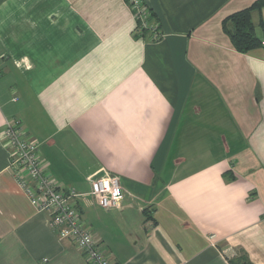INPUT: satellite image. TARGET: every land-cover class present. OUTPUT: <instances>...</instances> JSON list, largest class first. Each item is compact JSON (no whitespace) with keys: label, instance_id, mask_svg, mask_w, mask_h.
Here are the masks:
<instances>
[{"label":"crops","instance_id":"0c3cea01","mask_svg":"<svg viewBox=\"0 0 264 264\" xmlns=\"http://www.w3.org/2000/svg\"><path fill=\"white\" fill-rule=\"evenodd\" d=\"M143 1L159 36L127 0H0V132L38 141L111 264H264V45L223 27L256 0ZM8 165L0 138V264H86ZM102 172L119 208L89 193Z\"/></svg>","mask_w":264,"mask_h":264},{"label":"built area","instance_id":"2783aa9c","mask_svg":"<svg viewBox=\"0 0 264 264\" xmlns=\"http://www.w3.org/2000/svg\"><path fill=\"white\" fill-rule=\"evenodd\" d=\"M141 29L159 36L158 23L150 22V11L143 0H128ZM264 45V38L262 40ZM0 138L8 150V168L30 203L47 213L50 225L61 240L70 239L84 255L86 264H111L101 242L83 220L78 207L82 196L74 187L60 185L50 173L40 145L18 119L7 120ZM89 192L105 210L119 208L125 191L119 176L102 172L90 176Z\"/></svg>","mask_w":264,"mask_h":264},{"label":"trees","instance_id":"16d2710c","mask_svg":"<svg viewBox=\"0 0 264 264\" xmlns=\"http://www.w3.org/2000/svg\"><path fill=\"white\" fill-rule=\"evenodd\" d=\"M128 1V0H127ZM264 6V0H256L250 7L229 15L223 21L225 31L230 35L234 47L242 53L261 47V38L255 32L251 12ZM152 14L150 13V18ZM142 32L146 31L141 29ZM147 212V211H146ZM149 217H151L149 215ZM230 264H255L243 250L229 259Z\"/></svg>","mask_w":264,"mask_h":264}]
</instances>
